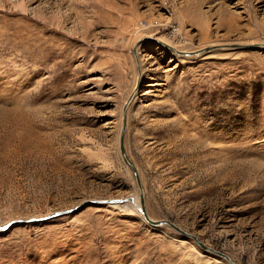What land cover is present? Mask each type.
Wrapping results in <instances>:
<instances>
[{
  "label": "rangeland",
  "instance_id": "obj_1",
  "mask_svg": "<svg viewBox=\"0 0 264 264\" xmlns=\"http://www.w3.org/2000/svg\"><path fill=\"white\" fill-rule=\"evenodd\" d=\"M125 105L150 218L264 264V0H0V264H201Z\"/></svg>",
  "mask_w": 264,
  "mask_h": 264
},
{
  "label": "water",
  "instance_id": "obj_2",
  "mask_svg": "<svg viewBox=\"0 0 264 264\" xmlns=\"http://www.w3.org/2000/svg\"><path fill=\"white\" fill-rule=\"evenodd\" d=\"M125 109H126V105L124 106L123 108V119H122V127H121V131H120V138H119V151H120V154L122 156V159L124 161V163L129 166L131 168V170L133 171L134 175H135V178H136V182H137V185L138 187L140 188V202H139V210L141 212V214L143 215L145 221L151 225H161L162 223H166L168 225H170L174 230L180 232V233H184L185 232L183 230H181L178 226H176L174 223L168 221V220H154L152 218H150V216L147 214L146 212V209L144 207V200H143V195H142V187L140 185V179H139V176H138V173H137V170L134 166L131 165V162L130 160L128 159L127 155H126V152H125V149H124V131H125V126H126V115H125ZM130 199L131 201L133 200L132 198H128ZM118 199L116 200H106V201H111V202H114V201H117ZM55 214H58V213H55ZM55 214H52V215H55ZM51 215H49L48 217L46 218H50ZM3 228H6V226H0V229H3ZM187 235H189L192 239H194L202 248L204 249H207L208 247H206L202 242H200L197 237L193 234H189L187 233ZM210 249V248H208ZM217 253L221 254L222 256L224 257H227L225 254H222L218 251H216Z\"/></svg>",
  "mask_w": 264,
  "mask_h": 264
},
{
  "label": "bare ground",
  "instance_id": "obj_3",
  "mask_svg": "<svg viewBox=\"0 0 264 264\" xmlns=\"http://www.w3.org/2000/svg\"><path fill=\"white\" fill-rule=\"evenodd\" d=\"M157 42H160L161 44H163L164 46H166V47H169L170 49H172L173 51H175V52H178L176 49H175V47L173 46H171L170 44H168L169 42H167V41H161V40H159V39H155ZM167 42V43H166ZM194 52V51H193ZM195 52H197V51H195ZM134 94V93H133ZM128 157V156H127ZM128 159L130 160V162H131V165L132 166H134L135 167V165L133 164V162L131 161V159L128 157ZM140 193L139 194H137V196L136 197H132V201L131 200H128L129 202H125L124 204H122V205H120V208H121V210L123 211L124 210V212H127V211H129L128 209H130V207L134 210V211H136V209L134 208V207H132V204L133 205H136L137 206V208H138V210H139V202H140ZM142 195H143V193H142ZM122 201V200H121ZM109 202H111V201H109ZM123 202V201H122ZM112 203H121V202H112ZM137 212V211H136ZM139 213H140V215L142 216V218L144 219V217H143V215L141 214V212H140V210H139ZM145 220V219H144ZM162 225H167L166 223H162L161 224V226ZM153 226H158V225H153ZM160 226V225H159ZM183 235H186V236H189V235H187V232H185V234L184 233H182ZM190 237V236H189ZM180 246H183L181 243L179 244ZM192 246H193V250L189 253V255L191 256V255H194V256H196L197 258H198V260L201 262V264H236L235 262H233L232 261V259L229 257V256H227V257H225V258H221V257H218L217 255H216V253L214 254L213 252L214 251H211L210 249H206V250H208V252H206L205 253V255L204 254H201L195 247H194V245L192 244ZM204 249V248H203ZM196 258V259H197ZM200 264V263H199Z\"/></svg>",
  "mask_w": 264,
  "mask_h": 264
}]
</instances>
